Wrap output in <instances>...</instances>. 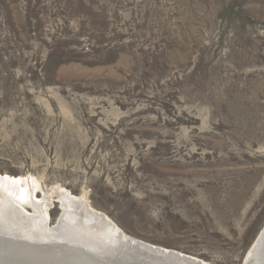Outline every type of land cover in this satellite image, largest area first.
Segmentation results:
<instances>
[{
	"label": "rangeland",
	"instance_id": "374dc122",
	"mask_svg": "<svg viewBox=\"0 0 264 264\" xmlns=\"http://www.w3.org/2000/svg\"><path fill=\"white\" fill-rule=\"evenodd\" d=\"M6 178L50 226L61 188L134 240L243 264L264 226V0H0Z\"/></svg>",
	"mask_w": 264,
	"mask_h": 264
},
{
	"label": "bare ground",
	"instance_id": "6f19581e",
	"mask_svg": "<svg viewBox=\"0 0 264 264\" xmlns=\"http://www.w3.org/2000/svg\"><path fill=\"white\" fill-rule=\"evenodd\" d=\"M16 186L17 184L8 178L0 180V250H17L2 254L1 257L6 263L8 261L9 264H16L17 261L31 258L37 260L41 255L50 256L52 253L65 255L63 252L67 251L69 254L70 250L72 253L69 260L74 263H86L87 258L91 257V260L95 259L100 264H208L196 257L162 249L126 236L109 218L94 210L84 196H71L61 188L58 191V203L62 212L56 223L50 226L47 223L46 209L43 212L40 210L39 213V209H42L40 206L45 204L44 208H47L49 199L47 203H43L36 198H30L28 202L31 208L34 211L36 207L39 209L33 214H28L24 212L23 207L10 200L6 193L3 194L8 191L9 194L16 195L19 193ZM263 228L264 226L258 235ZM258 235L246 253L243 264H256L254 251ZM19 251L31 256L20 259ZM260 264H264V255L260 258Z\"/></svg>",
	"mask_w": 264,
	"mask_h": 264
},
{
	"label": "water",
	"instance_id": "95a60500",
	"mask_svg": "<svg viewBox=\"0 0 264 264\" xmlns=\"http://www.w3.org/2000/svg\"><path fill=\"white\" fill-rule=\"evenodd\" d=\"M14 249H16V248H13V249L9 248L8 250L7 249L6 250H0V264H3V263L9 264L8 261H7V263L4 262L1 256H2V254L6 253V252H10V253L12 251L17 252V250H14ZM18 250H21V249H18ZM49 250H50V248H49ZM66 252L67 251L63 252V253H65V255L64 254L63 255H57V253H52V255L49 254L50 256L41 255L38 257L37 260H36V258H33V259L31 258V259H27V260H23V261H17L16 264H38V262H41L44 264H92V263L93 264H100V263H97L95 261V259H94V261L91 260V259H93L91 257L87 258L86 263H85V261H81V262L79 261L77 263H74L73 261L69 260V256L72 252L70 250H69V252H70L69 254H67ZM20 253H21V255H24V256H21ZM33 255H35V252H33ZM254 255H255L256 260H257L256 264H260V258L262 259V255H264V228H263L262 232L258 235V240L256 243ZM25 256L29 257L31 255H27V254H24L23 252L19 251V258L20 259L21 258H23V259L27 258ZM63 256H65V257H63ZM45 258H47V259H45Z\"/></svg>",
	"mask_w": 264,
	"mask_h": 264
}]
</instances>
